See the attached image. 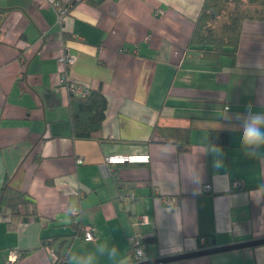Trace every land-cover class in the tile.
<instances>
[{
    "label": "crops",
    "instance_id": "0c3cea01",
    "mask_svg": "<svg viewBox=\"0 0 264 264\" xmlns=\"http://www.w3.org/2000/svg\"><path fill=\"white\" fill-rule=\"evenodd\" d=\"M59 1L62 24L45 0H0V193L6 183L33 201L0 207V264H50L45 239L61 255L108 241L128 264L132 232L145 237L149 260L198 251L204 240L264 239V158L245 155L235 119L249 105L264 112V22H244L235 56L211 62L189 47L204 0ZM64 54L71 65L58 62ZM62 79L106 97L100 139L72 137ZM159 128L186 131L189 150ZM215 131L228 135L216 145L222 167L208 151ZM109 156L149 160L104 171ZM127 191L137 200L122 206ZM135 215L147 222L135 225ZM73 219L81 233L93 226L94 242ZM168 264H264V245Z\"/></svg>",
    "mask_w": 264,
    "mask_h": 264
},
{
    "label": "trees",
    "instance_id": "16d2710c",
    "mask_svg": "<svg viewBox=\"0 0 264 264\" xmlns=\"http://www.w3.org/2000/svg\"><path fill=\"white\" fill-rule=\"evenodd\" d=\"M4 13L5 10L0 9V24ZM246 21L264 22V0H204L194 21L189 47L199 51L205 61L218 62L224 57L233 58L242 25ZM106 108L107 100L100 89L91 90L84 98L70 95L72 137L78 140L100 139ZM158 132L162 137L169 136V132H173L177 139V150L179 152L189 150L186 131L159 128ZM227 143L226 132L215 131L210 134V145L224 146ZM31 203L33 201L28 195L12 190L4 183L0 193V207L14 212L20 206ZM72 226L77 229V234L82 236L77 225ZM212 247L213 243L210 240H204V244L200 245L201 249ZM57 254L61 260L60 264H64L67 255Z\"/></svg>",
    "mask_w": 264,
    "mask_h": 264
},
{
    "label": "built area",
    "instance_id": "2783aa9c",
    "mask_svg": "<svg viewBox=\"0 0 264 264\" xmlns=\"http://www.w3.org/2000/svg\"><path fill=\"white\" fill-rule=\"evenodd\" d=\"M47 1L52 8L54 9L57 20L59 23H63L64 17L68 14V10L63 6V4L59 0H45ZM157 13H160L159 11ZM58 62L62 66H69L74 62V58L72 56H69L67 54L62 55L58 58ZM62 84L64 88L68 91L69 95L75 96V97H87L91 90L87 86L79 85L73 81H70L69 79H62ZM149 158L148 156H109L105 158V162L103 164V170L107 171L110 169V167H113L115 165L119 164H135V163H146L148 162ZM82 161L80 159L77 160V163H81ZM232 187L234 189H238L241 187V182L235 181L232 183ZM204 191L209 192L210 186L206 185L204 186ZM120 203L122 206H128L136 202L137 196L130 191L124 192L120 196ZM163 203L166 206H172L174 204L173 200L170 199H163ZM78 210H73L72 215L77 216ZM134 224H145L147 222V218L144 215H138L134 216ZM73 223L77 224L76 220H72ZM82 230V238L85 242H94L96 239L94 228L91 225H85L81 227ZM52 240L45 239L42 242V247L46 251V253L49 256L50 264H60L61 260L59 259V255L53 250L52 246ZM204 244V242H202ZM128 246L130 249V255H129V264H140L143 262L149 261L147 257L146 252V240L145 237L137 232H132L128 236ZM136 249H141V256L137 255ZM16 258V251H11L9 254V260H14ZM163 264V263H158Z\"/></svg>",
    "mask_w": 264,
    "mask_h": 264
},
{
    "label": "clouds",
    "instance_id": "9594fccd",
    "mask_svg": "<svg viewBox=\"0 0 264 264\" xmlns=\"http://www.w3.org/2000/svg\"><path fill=\"white\" fill-rule=\"evenodd\" d=\"M225 118L232 119L225 113ZM235 119L239 122L238 130L241 132L240 144L248 157L264 158L261 149L264 148V112H253L251 105L247 106L245 114H236ZM215 159V167H222L223 150L218 146H210ZM137 255L141 256V249H136ZM107 264H128V259L121 253L118 245L108 241L96 242L94 247L84 252H69L67 264H100L101 260Z\"/></svg>",
    "mask_w": 264,
    "mask_h": 264
},
{
    "label": "water",
    "instance_id": "95a60500",
    "mask_svg": "<svg viewBox=\"0 0 264 264\" xmlns=\"http://www.w3.org/2000/svg\"><path fill=\"white\" fill-rule=\"evenodd\" d=\"M260 245H264V239L253 240V241H248V242H241V243H236V244H232V245H228V246L201 249V250H198V251H195L192 253H188V254H183V255H178V256H173V257H167V258H160L158 260H149L147 262H143L140 264H158V263L168 264L171 262L180 261V260H184V259L203 257V256L213 255L216 253L233 251V250L244 249V248H251V247H256V246H260Z\"/></svg>",
    "mask_w": 264,
    "mask_h": 264
}]
</instances>
